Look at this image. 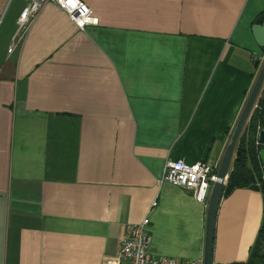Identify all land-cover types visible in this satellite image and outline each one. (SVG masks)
Segmentation results:
<instances>
[{"label": "crops", "instance_id": "crops-1", "mask_svg": "<svg viewBox=\"0 0 264 264\" xmlns=\"http://www.w3.org/2000/svg\"><path fill=\"white\" fill-rule=\"evenodd\" d=\"M83 1L99 24L48 2L9 53L25 1L0 0V264H102L146 216L151 255L203 261L208 203L161 179L179 158L218 170L264 0ZM263 210L259 190L222 198L212 264L248 261Z\"/></svg>", "mask_w": 264, "mask_h": 264}, {"label": "built area", "instance_id": "built-area-1", "mask_svg": "<svg viewBox=\"0 0 264 264\" xmlns=\"http://www.w3.org/2000/svg\"><path fill=\"white\" fill-rule=\"evenodd\" d=\"M24 1L25 5L18 16L17 29L12 37L9 53L14 52L22 45L31 25L48 2H54L66 11L80 28L99 24V17L83 0ZM257 60L262 63L264 54L260 55ZM217 172V168L207 161L188 163L179 158L166 163L161 182L167 181L191 191L196 200L208 203L212 186L219 179ZM156 205L157 201L153 203V206ZM149 224V216H146L141 223L131 224L121 242L118 253L104 257L102 264H203L202 260H187L180 263L173 257L151 255L152 236L148 230Z\"/></svg>", "mask_w": 264, "mask_h": 264}, {"label": "trees", "instance_id": "trees-1", "mask_svg": "<svg viewBox=\"0 0 264 264\" xmlns=\"http://www.w3.org/2000/svg\"><path fill=\"white\" fill-rule=\"evenodd\" d=\"M264 84L256 102V106L238 140L235 156L225 183L222 198L228 196L238 188H251L261 191L264 202V165L259 152L264 146L259 144L257 136L260 128H264ZM264 239V210L263 222L259 230L257 241L251 250L248 261L241 264H264V256H260L259 247Z\"/></svg>", "mask_w": 264, "mask_h": 264}, {"label": "water", "instance_id": "water-1", "mask_svg": "<svg viewBox=\"0 0 264 264\" xmlns=\"http://www.w3.org/2000/svg\"><path fill=\"white\" fill-rule=\"evenodd\" d=\"M252 33L258 46L262 50H264V12L261 13L255 19L252 25ZM263 84H264V61L260 67L255 83L248 95L246 103L241 111L239 119L232 131L228 144L225 148L217 172L219 179L213 184L211 194L209 196L207 217H206V237H205V252H204L203 264L213 263L216 215L218 212L220 202L222 200L225 183L229 175L230 166L233 161L238 140L243 132L247 120L251 115V112L253 111L256 105ZM262 123L264 124V115L262 118ZM257 141L259 144L264 146V128H260L257 136ZM259 156L264 165V147L261 148L259 152ZM259 254L260 256H264V239L262 245L259 247Z\"/></svg>", "mask_w": 264, "mask_h": 264}, {"label": "rangeland", "instance_id": "rangeland-1", "mask_svg": "<svg viewBox=\"0 0 264 264\" xmlns=\"http://www.w3.org/2000/svg\"><path fill=\"white\" fill-rule=\"evenodd\" d=\"M263 63V62H262ZM262 63L261 62H259V65H258V68L259 67H261V65H262ZM167 182V181H166ZM215 183V182H214ZM213 187V186H212ZM211 194V193H210ZM209 200V199H208Z\"/></svg>", "mask_w": 264, "mask_h": 264}]
</instances>
